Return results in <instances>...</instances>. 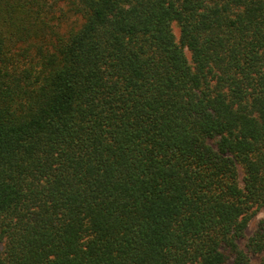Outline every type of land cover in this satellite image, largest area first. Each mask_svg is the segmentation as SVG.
<instances>
[{
    "label": "trees",
    "instance_id": "1",
    "mask_svg": "<svg viewBox=\"0 0 264 264\" xmlns=\"http://www.w3.org/2000/svg\"><path fill=\"white\" fill-rule=\"evenodd\" d=\"M257 208L264 0H0V264H264Z\"/></svg>",
    "mask_w": 264,
    "mask_h": 264
},
{
    "label": "rangeland",
    "instance_id": "2",
    "mask_svg": "<svg viewBox=\"0 0 264 264\" xmlns=\"http://www.w3.org/2000/svg\"><path fill=\"white\" fill-rule=\"evenodd\" d=\"M173 29H174V32L175 34L178 36V26L176 24H173ZM187 55H189V53L187 52ZM211 143H213L211 141ZM264 218V208H257L256 211H255V214L252 216V218L250 219L249 223H248V226L245 230V234H244V237L242 240V243L243 244L245 242V240L254 232V230L256 229L257 227V224L259 222L260 219ZM4 247V244L2 241H0V251H2ZM263 262L264 259L262 258V255L258 257H255L253 258V262L254 263H257V262ZM224 264H234L232 259H228Z\"/></svg>",
    "mask_w": 264,
    "mask_h": 264
}]
</instances>
